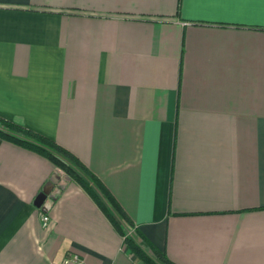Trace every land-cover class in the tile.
I'll return each instance as SVG.
<instances>
[{
	"label": "crops",
	"instance_id": "1",
	"mask_svg": "<svg viewBox=\"0 0 264 264\" xmlns=\"http://www.w3.org/2000/svg\"><path fill=\"white\" fill-rule=\"evenodd\" d=\"M0 117L78 157L171 261L264 264L262 0H0ZM74 253L143 264L76 180L0 138V264Z\"/></svg>",
	"mask_w": 264,
	"mask_h": 264
},
{
	"label": "trees",
	"instance_id": "2",
	"mask_svg": "<svg viewBox=\"0 0 264 264\" xmlns=\"http://www.w3.org/2000/svg\"><path fill=\"white\" fill-rule=\"evenodd\" d=\"M0 138L46 157L66 176L76 180L123 236L129 250L145 264H177L134 228L125 211L100 179L68 149L39 132L3 117H0ZM123 225L132 229L135 237L125 235Z\"/></svg>",
	"mask_w": 264,
	"mask_h": 264
},
{
	"label": "water",
	"instance_id": "3",
	"mask_svg": "<svg viewBox=\"0 0 264 264\" xmlns=\"http://www.w3.org/2000/svg\"><path fill=\"white\" fill-rule=\"evenodd\" d=\"M62 181L58 180V176L54 175L42 187L40 192L33 200V204L38 207L42 212H47L49 209V200L54 199L59 189L62 187Z\"/></svg>",
	"mask_w": 264,
	"mask_h": 264
},
{
	"label": "built area",
	"instance_id": "4",
	"mask_svg": "<svg viewBox=\"0 0 264 264\" xmlns=\"http://www.w3.org/2000/svg\"><path fill=\"white\" fill-rule=\"evenodd\" d=\"M40 220H41V225L43 227H46L49 221V215L47 214V212L41 213ZM67 264H83V261L77 253H74L70 258V263Z\"/></svg>",
	"mask_w": 264,
	"mask_h": 264
},
{
	"label": "rangeland",
	"instance_id": "5",
	"mask_svg": "<svg viewBox=\"0 0 264 264\" xmlns=\"http://www.w3.org/2000/svg\"><path fill=\"white\" fill-rule=\"evenodd\" d=\"M123 230H124V233H125V235L127 234L129 237H135L134 236V231L132 230V229H129L128 227H126L125 225H123ZM121 238H122V242H123V244L126 246V244H125V242H124V239H123V236L121 235ZM127 247V246H126ZM128 248V247H127ZM143 248L144 249H146L144 246H143ZM129 249V248H128ZM131 252V251H130ZM132 253V252H131ZM136 256V255H135ZM137 257V256H136ZM138 258V257H137ZM143 264H145L144 263V261L143 260H141L140 258H138Z\"/></svg>",
	"mask_w": 264,
	"mask_h": 264
},
{
	"label": "snow or ice",
	"instance_id": "6",
	"mask_svg": "<svg viewBox=\"0 0 264 264\" xmlns=\"http://www.w3.org/2000/svg\"><path fill=\"white\" fill-rule=\"evenodd\" d=\"M262 2H264V0H262Z\"/></svg>",
	"mask_w": 264,
	"mask_h": 264
}]
</instances>
